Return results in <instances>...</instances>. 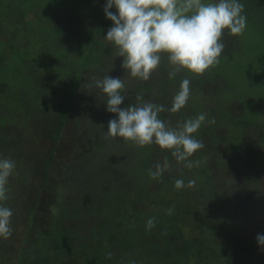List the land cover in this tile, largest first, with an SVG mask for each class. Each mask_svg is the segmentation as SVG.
Listing matches in <instances>:
<instances>
[{
  "label": "trees",
  "instance_id": "trees-1",
  "mask_svg": "<svg viewBox=\"0 0 264 264\" xmlns=\"http://www.w3.org/2000/svg\"><path fill=\"white\" fill-rule=\"evenodd\" d=\"M239 2L246 28L238 36L224 31L218 64L203 75L181 70L169 79L171 66L162 54L153 77L137 79L132 97L121 105L136 104L139 94L170 109L188 78L185 107L159 114L170 127L206 115L193 134L204 147L189 157L200 163L188 169L158 145L106 137L109 120L118 117L107 111L101 89L82 87L93 77L130 75L105 38L114 26L104 11L107 0H0V158L16 164L8 199L0 201L13 211L12 235L0 238V264H258L264 219L256 231V220L245 231L236 206L252 203L247 186L260 192L264 150L251 144L244 146V158H234V146L252 139V127L260 144L264 129L236 113L237 103L212 104L224 102L221 80L232 90L246 88L255 74L264 77V0ZM111 11L118 15L115 6ZM205 93L211 103L201 101ZM247 106L256 104L249 99ZM165 157L170 167L151 179L148 170ZM240 171L255 181L231 187L229 174ZM220 174L223 185L216 181ZM177 179L195 180V186L177 190ZM152 217L155 227L149 230Z\"/></svg>",
  "mask_w": 264,
  "mask_h": 264
},
{
  "label": "clouds",
  "instance_id": "clouds-1",
  "mask_svg": "<svg viewBox=\"0 0 264 264\" xmlns=\"http://www.w3.org/2000/svg\"><path fill=\"white\" fill-rule=\"evenodd\" d=\"M115 6L117 13L111 9ZM244 4L239 0H218L204 3L203 0H107L104 8L106 17L113 22L107 31L106 40L113 43L119 57H123L122 68L133 78L147 81L161 63L162 54L167 55L171 66L169 79H174L181 70L203 75L219 63L225 45L221 42L224 31L238 36L247 25L243 15ZM97 87L107 96V111L118 118L109 120L106 137L124 138L139 147L152 144L162 150H170L178 163H185L188 169L198 167L200 161L189 160L194 153L204 147L195 139V134L206 120L201 113L196 118L170 127L159 118L165 111L179 112L190 98V80H182L179 92L173 98L170 109L151 102H144L137 94L136 104L121 107L126 98L122 94L125 85L122 79L105 75L103 79L92 78L82 87ZM215 123L214 118L209 121ZM148 175L156 180L170 167L167 157L157 163ZM16 164L9 158H0V201L7 200V184ZM195 186V180L187 184L182 179L175 181V188ZM55 211V209H53ZM172 214V209L167 210ZM13 211L0 204V238L12 235L11 217ZM147 228L155 227V218L147 220ZM257 241L264 246V234H258ZM111 258V254H108Z\"/></svg>",
  "mask_w": 264,
  "mask_h": 264
},
{
  "label": "rangeland",
  "instance_id": "rangeland-1",
  "mask_svg": "<svg viewBox=\"0 0 264 264\" xmlns=\"http://www.w3.org/2000/svg\"><path fill=\"white\" fill-rule=\"evenodd\" d=\"M256 78L254 80H252L251 78H248L246 81H245V86L246 88H242L240 87V84L239 85H235L233 87V91L231 89H229L228 87L225 86V81L224 80H221L219 85H218V88L219 89H224V97L222 98L224 100V104L223 103H220L218 101H215V103H212V104H222V105H231L233 103H237L238 104V109L235 110L236 113L240 114L242 117L245 116V120H248V121H252V122H259L260 125L263 127L264 129V105L263 102H264V77L262 74H255ZM153 76H151L150 78H152ZM125 79L123 80L124 82V85H125V96H130L132 97V93H133V90L131 89L133 86H134V83L137 79L139 78H133L131 75L127 76V77H124ZM249 80H252L251 82ZM262 88V89H261ZM248 90H250V94H243L241 92H247ZM128 98V97H126ZM210 98H213V97H210V96H206V93L202 96L201 98V101H207L209 102L208 100H210ZM251 100L255 102L256 104V107L255 108H251L249 106H247V100ZM217 100H219L217 98ZM211 103V102H209ZM242 112V113H241ZM253 112L255 113V115H258V116H255L256 119H252V115H253ZM256 127V126H255ZM227 129H229L230 127H225ZM254 127H252L249 131L247 136L251 137L252 139H242L243 142H238L236 144V146H234V149H235V154H234V158H244L241 154L245 152L246 150V147L244 146H249L251 144H255L254 146H256V149L258 151H261V150H264V137H263V140L260 142V140L256 139L252 133ZM223 131L225 130L224 127L222 129ZM255 132H257V130H255ZM260 133H263L264 132H261V130L259 131ZM230 133V131L228 132V134ZM223 136V134H222ZM256 139V140H255ZM258 140V141H257ZM204 143V142H203ZM227 147V146H226ZM224 145L223 144H218V149L219 150H223ZM159 149L162 151V149L159 147ZM174 163H178L177 161H175V159L173 160ZM183 163H187V162H183ZM182 162L181 163H178L179 167L182 166L183 164ZM241 166H244L245 163L244 162H241L240 163ZM260 165V164H259ZM211 165H209L208 167H210ZM231 168H233L231 166ZM173 171V169H171ZM226 173V171L224 172ZM226 175V174H225ZM248 174L245 173L244 171H240L239 173H235L233 172L232 174H229V179L231 180V187H232V184L235 185V184H238L239 182L244 184L245 186H247V183L250 185V181H255L254 180V177L253 176H249V179L248 178ZM226 177H224L222 174H220V176H217L216 177V181H217V184L219 185H223L224 184V181H225ZM253 187V185L251 186ZM248 190H246V193L247 195L249 196L250 195V200H252V203H248V202H242L241 203H238L236 208L238 209V214L236 215V217L238 219L241 220L242 223H244L241 228L245 231H247L249 229L248 225L252 222H254L253 220H256V223L255 226H254V230L256 231V229L260 226V222L259 221H262L264 219V179L260 178L259 179V186L257 187L258 190L260 192H253L252 190H249L250 187H248ZM255 188V187H254ZM228 188L226 189H223V192L225 193H228L227 191ZM236 194V191L233 192V196ZM260 194L262 195L263 199L261 198ZM253 198V199H252ZM235 202V201H234ZM225 239V238H224ZM229 249L227 248V251ZM260 254L262 255V257H259L260 258V261H258V264H264V246H261L260 245ZM249 264H257V260L256 262H252V263H249Z\"/></svg>",
  "mask_w": 264,
  "mask_h": 264
}]
</instances>
